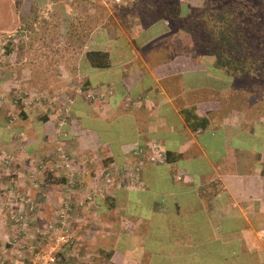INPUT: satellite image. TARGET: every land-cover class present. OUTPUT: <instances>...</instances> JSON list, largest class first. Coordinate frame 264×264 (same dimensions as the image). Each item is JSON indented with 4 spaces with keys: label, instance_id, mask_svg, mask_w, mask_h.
Instances as JSON below:
<instances>
[{
    "label": "crops",
    "instance_id": "obj_1",
    "mask_svg": "<svg viewBox=\"0 0 264 264\" xmlns=\"http://www.w3.org/2000/svg\"><path fill=\"white\" fill-rule=\"evenodd\" d=\"M130 30L89 34L108 65L84 76L80 65L74 82L84 81L85 97L69 116L72 145L59 146L98 180L96 205L104 196L112 202L105 227L123 234L113 242L118 263L264 264V96L190 46L172 48L178 37L166 21ZM48 168L53 176L70 172L61 160ZM11 171L16 187L21 172Z\"/></svg>",
    "mask_w": 264,
    "mask_h": 264
},
{
    "label": "rangeland",
    "instance_id": "obj_2",
    "mask_svg": "<svg viewBox=\"0 0 264 264\" xmlns=\"http://www.w3.org/2000/svg\"><path fill=\"white\" fill-rule=\"evenodd\" d=\"M161 3L154 2L158 10ZM215 3H221L225 23L240 26L247 67L246 71L221 68V74L241 88L253 86L255 97L264 96V0ZM141 11V1L137 6L106 8L99 0H0V171L5 173H0V264H41L46 255L54 259L52 264L98 261L94 237L104 232L95 215L93 188L97 189L98 180L92 173L78 171V156L60 151L59 146L72 145L65 136L69 116L77 97H85L84 81L80 85L74 81L80 76V65L82 76L91 69L85 53L96 45H89V34L130 32ZM168 24L178 37L172 48H189V34L176 30L174 20ZM192 35L206 39L199 33ZM76 124L83 127L81 122ZM50 127L48 137L45 131ZM58 160L70 172L55 179L65 176L66 185H43L48 166L57 168ZM11 169L21 172L16 187L10 181L16 177ZM74 207L84 208L83 215ZM60 236L65 240L62 244Z\"/></svg>",
    "mask_w": 264,
    "mask_h": 264
},
{
    "label": "trees",
    "instance_id": "obj_3",
    "mask_svg": "<svg viewBox=\"0 0 264 264\" xmlns=\"http://www.w3.org/2000/svg\"><path fill=\"white\" fill-rule=\"evenodd\" d=\"M138 1H141L142 11L136 13V23L141 29H146L150 25L162 21L169 23V21L174 20V28L176 30L184 34H189L188 36L191 42L190 48L195 57L204 56V58L211 61L213 66L223 68L224 70L235 71L238 68H242L243 71H246V59L241 54V50H244L243 44L241 43L242 30L240 26L237 28L236 24H232L231 22L225 23L226 13H221V3H215L221 2V0H160L162 1L160 10L154 4V2L159 0H121L113 8L137 6ZM185 24L189 25V27H184L183 25ZM196 26L199 29H195ZM171 32L176 33L174 31ZM195 33L206 36V39H194L192 34ZM135 46L138 48L136 44ZM85 57L90 68H106L108 65L107 53L105 52L90 51L85 53ZM189 120L185 117V122L189 126H206V120L204 118L191 119L195 121L194 123H190ZM47 173L45 181L42 182L43 185H47L48 187L56 184L66 185L65 179L62 177L56 180L49 168L47 169ZM104 197L98 203V208L95 212L99 223L104 226L102 229L104 232H98L96 237H94L98 244L96 248L100 253V257L97 262H89L88 264H119V256H115L116 251L113 250V242L116 236L121 238L122 233L111 232L109 228L107 229L105 227V223L107 222L106 206L111 207L113 204L112 202H107ZM83 212L81 211V213ZM114 228L118 230L117 226H114ZM103 238L105 239L103 240Z\"/></svg>",
    "mask_w": 264,
    "mask_h": 264
},
{
    "label": "built area",
    "instance_id": "obj_4",
    "mask_svg": "<svg viewBox=\"0 0 264 264\" xmlns=\"http://www.w3.org/2000/svg\"><path fill=\"white\" fill-rule=\"evenodd\" d=\"M100 1L103 2V3H105V4H110V5H114V6L118 5L121 2V0H100ZM153 148H154V145H153ZM155 151H156V149H155ZM159 153L160 152H158V154ZM156 157H159V156L156 155ZM150 160L152 161V160H154V158H151ZM13 207H15V206H13ZM13 214H14V211H13ZM58 241H61V244L64 243L65 242L64 237L63 236H60L58 238ZM51 251H53V248H51ZM41 259L43 261L41 264H49V263L52 264L53 261H54V259L51 258V257H49V255H46L44 257H41Z\"/></svg>",
    "mask_w": 264,
    "mask_h": 264
}]
</instances>
